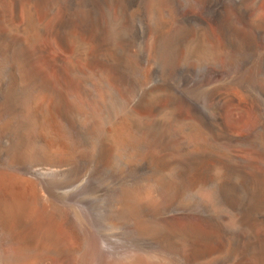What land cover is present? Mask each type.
<instances>
[{
  "label": "bare ground",
  "instance_id": "1",
  "mask_svg": "<svg viewBox=\"0 0 264 264\" xmlns=\"http://www.w3.org/2000/svg\"><path fill=\"white\" fill-rule=\"evenodd\" d=\"M0 264H264V0H0Z\"/></svg>",
  "mask_w": 264,
  "mask_h": 264
}]
</instances>
